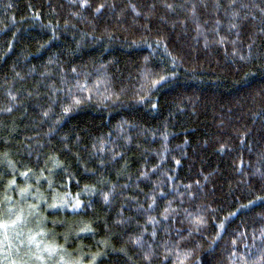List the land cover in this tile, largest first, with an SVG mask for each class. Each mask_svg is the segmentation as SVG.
Returning <instances> with one entry per match:
<instances>
[{
    "label": "trees",
    "instance_id": "trees-1",
    "mask_svg": "<svg viewBox=\"0 0 264 264\" xmlns=\"http://www.w3.org/2000/svg\"><path fill=\"white\" fill-rule=\"evenodd\" d=\"M0 264H264V0H0Z\"/></svg>",
    "mask_w": 264,
    "mask_h": 264
}]
</instances>
